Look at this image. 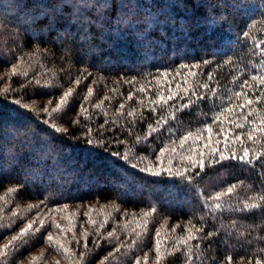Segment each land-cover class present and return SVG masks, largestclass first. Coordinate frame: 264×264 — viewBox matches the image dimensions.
<instances>
[{
	"label": "trees",
	"instance_id": "16d2710c",
	"mask_svg": "<svg viewBox=\"0 0 264 264\" xmlns=\"http://www.w3.org/2000/svg\"><path fill=\"white\" fill-rule=\"evenodd\" d=\"M0 264H264V0H0Z\"/></svg>",
	"mask_w": 264,
	"mask_h": 264
},
{
	"label": "snow or ice",
	"instance_id": "6c2138e0",
	"mask_svg": "<svg viewBox=\"0 0 264 264\" xmlns=\"http://www.w3.org/2000/svg\"><path fill=\"white\" fill-rule=\"evenodd\" d=\"M67 95V94H65ZM34 224H29L26 229H22L19 233V236H13L12 240L6 244L4 247L5 249H13L16 246H19L21 243H23L30 235V230L33 229ZM50 240L51 237H48Z\"/></svg>",
	"mask_w": 264,
	"mask_h": 264
}]
</instances>
